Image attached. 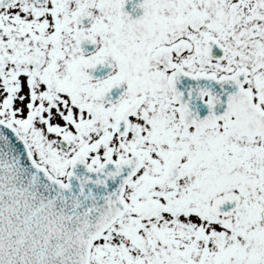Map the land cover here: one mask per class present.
Segmentation results:
<instances>
[{
    "label": "flooded vegetation",
    "instance_id": "flooded-vegetation-1",
    "mask_svg": "<svg viewBox=\"0 0 264 264\" xmlns=\"http://www.w3.org/2000/svg\"><path fill=\"white\" fill-rule=\"evenodd\" d=\"M0 117L57 179L134 168L106 263L264 264V0H0Z\"/></svg>",
    "mask_w": 264,
    "mask_h": 264
},
{
    "label": "water",
    "instance_id": "water-1",
    "mask_svg": "<svg viewBox=\"0 0 264 264\" xmlns=\"http://www.w3.org/2000/svg\"><path fill=\"white\" fill-rule=\"evenodd\" d=\"M68 176L52 179L0 120V264H90L91 243L123 207L118 178L109 169Z\"/></svg>",
    "mask_w": 264,
    "mask_h": 264
},
{
    "label": "rangeland",
    "instance_id": "rangeland-1",
    "mask_svg": "<svg viewBox=\"0 0 264 264\" xmlns=\"http://www.w3.org/2000/svg\"><path fill=\"white\" fill-rule=\"evenodd\" d=\"M102 248H103L102 241H99V242L94 244L93 250H95V255H94L93 261L95 263H99V264H102V263L103 264H110V263H106L107 257L103 254ZM106 252H107V255L112 254L110 257L111 259L114 257L115 249L113 247V244H111L107 247Z\"/></svg>",
    "mask_w": 264,
    "mask_h": 264
}]
</instances>
